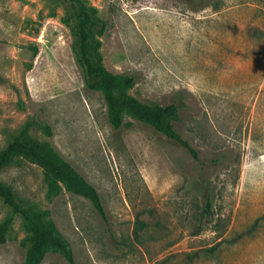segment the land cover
Instances as JSON below:
<instances>
[{
  "label": "rangeland",
  "instance_id": "obj_1",
  "mask_svg": "<svg viewBox=\"0 0 264 264\" xmlns=\"http://www.w3.org/2000/svg\"><path fill=\"white\" fill-rule=\"evenodd\" d=\"M80 1L106 23L90 33L101 65L133 75L126 93L139 102H174L172 126L199 162L129 116L111 130L74 62L69 3L0 0V150L26 122L47 125L30 136L93 186L106 224L84 197L48 196L26 160L0 183L52 220L73 264H264V0ZM8 213L0 201V221ZM25 236L14 217L0 264H22ZM40 264L67 263L49 249Z\"/></svg>",
  "mask_w": 264,
  "mask_h": 264
},
{
  "label": "trees",
  "instance_id": "obj_2",
  "mask_svg": "<svg viewBox=\"0 0 264 264\" xmlns=\"http://www.w3.org/2000/svg\"><path fill=\"white\" fill-rule=\"evenodd\" d=\"M69 3L78 17L77 46L71 47L74 62L80 71L83 86L88 91L99 92L105 106L106 121L112 131L122 123V115L129 116L153 129L154 132L178 145L196 162H199L196 150L178 134L172 123L178 120V107L174 102L166 105L144 104L129 96L126 90L133 87V75H114L101 65L97 51L98 42L91 39V30L102 36L106 23L94 16V10L80 0H61ZM36 126L46 135H50L47 125L34 121L26 122L18 133L10 138L0 150V171L15 163L26 160L43 171V180L48 196L55 195L60 187L74 195L84 197L100 219L106 224L105 214L96 190L80 176L67 161L52 147L31 137L29 131ZM218 159H211L216 164ZM0 201L8 208V216L0 221V245L7 240V235L14 217L20 223L26 236L18 245L24 250L22 264H40L45 251L55 250L67 264H73L71 252L66 241L57 232L51 219L42 211H31L20 205L12 190L0 183ZM211 200L208 194L204 201V213L208 214Z\"/></svg>",
  "mask_w": 264,
  "mask_h": 264
}]
</instances>
